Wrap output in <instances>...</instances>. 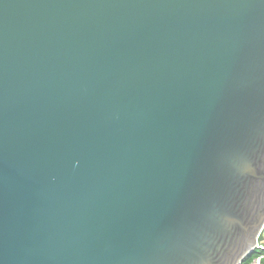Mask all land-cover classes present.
Returning <instances> with one entry per match:
<instances>
[{
	"label": "water",
	"instance_id": "1",
	"mask_svg": "<svg viewBox=\"0 0 264 264\" xmlns=\"http://www.w3.org/2000/svg\"><path fill=\"white\" fill-rule=\"evenodd\" d=\"M264 231V0H0V264H242Z\"/></svg>",
	"mask_w": 264,
	"mask_h": 264
},
{
	"label": "built area",
	"instance_id": "2",
	"mask_svg": "<svg viewBox=\"0 0 264 264\" xmlns=\"http://www.w3.org/2000/svg\"><path fill=\"white\" fill-rule=\"evenodd\" d=\"M255 252H258V255L253 256L249 264H264V262H262V260L264 261V239L257 243Z\"/></svg>",
	"mask_w": 264,
	"mask_h": 264
},
{
	"label": "trees",
	"instance_id": "3",
	"mask_svg": "<svg viewBox=\"0 0 264 264\" xmlns=\"http://www.w3.org/2000/svg\"><path fill=\"white\" fill-rule=\"evenodd\" d=\"M258 255V252H254L252 255L247 257L242 264H249L250 260L252 259L253 256Z\"/></svg>",
	"mask_w": 264,
	"mask_h": 264
},
{
	"label": "crops",
	"instance_id": "4",
	"mask_svg": "<svg viewBox=\"0 0 264 264\" xmlns=\"http://www.w3.org/2000/svg\"><path fill=\"white\" fill-rule=\"evenodd\" d=\"M262 262H264V261L262 260Z\"/></svg>",
	"mask_w": 264,
	"mask_h": 264
}]
</instances>
